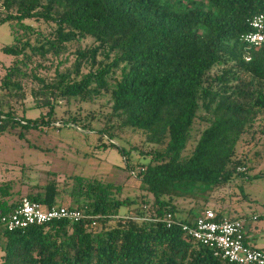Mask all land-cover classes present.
<instances>
[{"label": "trees", "instance_id": "16d2710c", "mask_svg": "<svg viewBox=\"0 0 264 264\" xmlns=\"http://www.w3.org/2000/svg\"><path fill=\"white\" fill-rule=\"evenodd\" d=\"M0 10V24L9 23L14 33L13 43L0 49L14 58L0 78V96L21 97V84L31 79L36 85L33 96L49 106L46 120L0 111V134L49 125L50 101L85 102L108 94L106 121L116 126L99 131L108 146L117 128L141 132L152 147L146 163L129 170L152 198L138 205L134 216L118 217L120 206L134 202L116 200L118 187L76 178L82 201L67 207L85 217L76 223L53 221L2 232L0 264H222L181 232L178 224L186 219H176L173 204L161 197L190 185L206 192L237 176L264 179V173L247 177L236 172L241 162L234 160L240 136L264 115V42L245 51L238 40L249 31L251 17L264 16V0H0ZM27 20L48 25V34ZM84 39L93 45L75 49L71 65L62 71L58 66L66 59L58 61L49 80L27 68L32 56L57 58L69 44ZM95 56L102 61L96 62ZM86 63L95 68L80 74ZM214 66L223 67L209 76ZM197 118L205 127L189 155L182 156ZM9 190V184L0 186V216L16 206L9 201ZM57 194L51 178L41 194L26 198L50 208L58 206ZM166 215L173 223L168 228ZM221 218L215 214V220Z\"/></svg>", "mask_w": 264, "mask_h": 264}, {"label": "rangeland", "instance_id": "374dc122", "mask_svg": "<svg viewBox=\"0 0 264 264\" xmlns=\"http://www.w3.org/2000/svg\"><path fill=\"white\" fill-rule=\"evenodd\" d=\"M1 15H4L2 10ZM25 23L39 29L43 35H47L50 29L48 25L33 20ZM10 26L9 23L0 24V49L13 43L14 33ZM15 34L22 35L20 31ZM29 43L36 45L33 36L29 37ZM91 45L90 39H84L78 44H69L67 50L57 58L49 54L44 60L32 56L27 68L35 75L49 80L58 61L66 59L63 65L58 66V70L62 71L71 65L75 49L82 50ZM13 60V57L0 51V78ZM95 61H102V58L95 56ZM222 67L214 66L208 75L219 74ZM94 68L86 63L79 72L85 74ZM115 78L118 79V73ZM21 85V97L20 94L0 96V111L13 113L17 118L34 120L42 117L46 120L49 106H41L42 98L33 96L36 85L31 79ZM109 101L108 94H101L85 102L72 98L68 101H48L51 104L49 125L29 130L7 129L0 134V186L10 185V202L17 204L21 197L41 194L43 186L51 178L56 183L58 194L55 204L58 206L75 207L82 201L77 196L76 178L103 185L111 184L119 189L113 195L116 200H134L128 206L118 208V217L134 216L138 205L143 206L152 201L151 195L140 189L137 180L129 172L142 167L152 149L145 143L144 135L130 129L114 128L111 131L112 146H108L106 135L99 134L103 128L116 126L106 121L110 111ZM197 115L202 117L204 113L199 111ZM71 118L76 120L73 124L63 125L64 121ZM204 127L202 120L197 118L193 121L182 156L189 155ZM234 160L241 162L236 172L244 173L247 177L264 173V115H258L252 126L240 136ZM173 194L161 199L173 204L176 219L192 221L204 209H208L223 218L241 220L248 244L264 251V179L247 180L237 176L230 183L206 192H197L190 185L176 189ZM113 220H110V226Z\"/></svg>", "mask_w": 264, "mask_h": 264}, {"label": "built area", "instance_id": "2783aa9c", "mask_svg": "<svg viewBox=\"0 0 264 264\" xmlns=\"http://www.w3.org/2000/svg\"><path fill=\"white\" fill-rule=\"evenodd\" d=\"M247 25L249 31L238 38L245 51L257 48L264 42V16L251 17ZM249 59L250 56L245 53L244 60L247 62ZM84 217L82 211L76 208H46L21 197L8 215L0 216V234L53 221L76 223ZM164 220L167 228L173 225L170 215H166ZM178 227L187 238L210 250L212 257L222 264H264V254L245 242L244 224L241 220H215L213 211L207 209L194 220L178 224Z\"/></svg>", "mask_w": 264, "mask_h": 264}, {"label": "crops", "instance_id": "0c3cea01", "mask_svg": "<svg viewBox=\"0 0 264 264\" xmlns=\"http://www.w3.org/2000/svg\"><path fill=\"white\" fill-rule=\"evenodd\" d=\"M245 242L248 244V242H247V240H246V237H245ZM249 245V244H248ZM250 247H252V248H255L254 246H251V245H249ZM255 249H257V248H255Z\"/></svg>", "mask_w": 264, "mask_h": 264}]
</instances>
